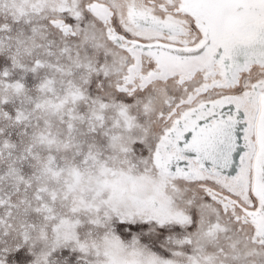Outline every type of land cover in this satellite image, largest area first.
Listing matches in <instances>:
<instances>
[{
	"label": "snow or ice",
	"instance_id": "snow-or-ice-1",
	"mask_svg": "<svg viewBox=\"0 0 264 264\" xmlns=\"http://www.w3.org/2000/svg\"><path fill=\"white\" fill-rule=\"evenodd\" d=\"M0 264H264V0H0Z\"/></svg>",
	"mask_w": 264,
	"mask_h": 264
}]
</instances>
